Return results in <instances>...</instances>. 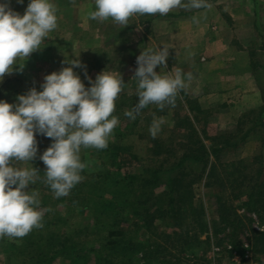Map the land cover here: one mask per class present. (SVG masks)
Segmentation results:
<instances>
[{
  "label": "rangeland",
  "instance_id": "1",
  "mask_svg": "<svg viewBox=\"0 0 264 264\" xmlns=\"http://www.w3.org/2000/svg\"><path fill=\"white\" fill-rule=\"evenodd\" d=\"M28 2L24 0L21 4L11 0L10 7L23 14ZM53 2L58 9L57 29L45 38L42 49L30 54L22 71L5 76L0 84V99L14 103L16 96L25 94L32 87L41 90L39 86L45 75L68 66L63 63L65 59L79 57L93 80L104 70L121 75L125 85L115 101L113 113L118 117L119 124L109 142L131 145V151L138 156V160L129 166V171L138 176L129 197L133 200L134 193H145L149 199L146 206L152 203L167 208V168L184 152L200 150L187 135L186 115L193 119L195 113L201 119L196 122L197 130L203 140V149L210 153L211 162H219L217 164L222 166L223 162L238 163L236 171L242 175L257 174L258 169L264 173V0H209L212 5L209 9H174L169 13L183 14L175 17L157 18L158 14L134 16L125 27L111 19L103 22L91 20L89 13L95 10L94 0ZM194 16L198 22H207V27L200 24L201 28L185 31L175 25L177 21H193ZM203 34L204 39L201 38ZM162 46L169 48V58L167 69L162 68L161 72L174 73L180 69L185 74L191 73L192 79L186 80V87L179 92L174 107L167 106L161 111L153 104L131 120L124 113L138 102L133 78L136 57L145 48L156 50ZM242 53L244 58L240 56ZM75 71L88 87L83 69ZM156 71H160L159 66ZM243 71L251 72L254 89L258 88L259 98L256 97V100L250 90L245 93L229 91L231 85L238 81L236 75L243 74ZM224 89L225 92L222 91ZM191 106H198L202 112L191 113ZM154 117L164 120L162 131L155 139L149 133ZM226 140L234 146H222ZM37 141L39 151L32 164L17 162L16 166L35 167L40 171L39 179L31 188L39 193L40 207L47 209L43 227L32 230L27 237L0 239V251L4 248V251L12 252L9 242L16 244L11 257L0 252V264H66L68 260L60 254L49 260L52 258L48 253L52 244L66 241L73 244L74 249H79L84 243L86 246L82 248L87 251L97 247L98 240L111 226V221L101 219V215L89 204L95 203L97 198L81 202L88 204L85 209L81 208L82 204L71 207L67 199L70 194L64 196L67 205L58 202L50 187L43 182L45 165L39 159L51 139L38 135ZM155 142L161 144L157 148L159 155L154 152ZM213 149L218 151L213 153ZM80 156L87 167L81 172L82 180L76 185L79 192L89 190L87 187L82 189V185L96 183V175L103 173L104 169L115 172V160L104 150L82 149ZM199 169L196 163H192L190 168H183L188 173L198 172ZM205 177L200 181L193 180L194 203L203 208L207 224L206 231L198 236L199 243L186 246L187 243L174 233L178 228L168 225L173 218L167 215L157 217L151 229L145 231L139 225V216L130 209L127 216L124 214L125 222L120 223L118 230L122 233L115 237L127 245V255L123 259L125 264H226L233 252L247 254L254 261L264 263V253L256 252L253 246L256 232H264V208L254 206L255 199L251 200L245 192H241L253 183H244L243 187H238L236 183L207 187L203 185ZM215 194L225 199L220 209L215 203ZM233 216L239 221L225 222V219L232 221ZM45 217H48L49 223L44 221ZM149 230L154 239L152 236L151 240L143 241V232ZM187 239L191 241L192 238ZM49 240L52 242L50 246ZM41 250L43 252L39 254ZM82 254L85 259L89 255L93 258V252L88 256L86 252Z\"/></svg>",
  "mask_w": 264,
  "mask_h": 264
},
{
  "label": "clouds",
  "instance_id": "2",
  "mask_svg": "<svg viewBox=\"0 0 264 264\" xmlns=\"http://www.w3.org/2000/svg\"><path fill=\"white\" fill-rule=\"evenodd\" d=\"M10 4L11 0H0V84L6 75L22 71L30 54L42 49L45 38L58 27V9L53 0H29L23 14ZM94 4L95 10L89 13L91 20L111 19L122 27L134 16H166L174 9L212 6L209 0H94ZM192 20L198 22L195 16ZM168 58L167 46L145 48L136 57L133 78L138 102L124 113L126 117L135 120L153 104L161 111L175 106L192 74L180 69L162 73ZM63 63L68 66L44 76L41 90L32 87L16 96L14 103L0 99V239L23 238L43 227L47 209L40 207L39 193L31 188L40 171L16 166L17 162L31 163L37 158L38 135L51 139L39 159L45 165L43 182L55 198H60L82 180L81 172L87 165L81 161V150L106 149L119 124L113 113L125 85L122 76L104 70L93 80L79 57ZM75 69H83L88 87ZM163 123V118H153L149 127L153 139L162 131Z\"/></svg>",
  "mask_w": 264,
  "mask_h": 264
},
{
  "label": "trees",
  "instance_id": "3",
  "mask_svg": "<svg viewBox=\"0 0 264 264\" xmlns=\"http://www.w3.org/2000/svg\"><path fill=\"white\" fill-rule=\"evenodd\" d=\"M126 99L128 100V97ZM199 109L198 106L189 107L191 113ZM194 114L192 116L193 119L189 117L190 115L185 116V130L188 132L187 135H189V139L192 140L193 144H198L200 150L198 151V149H195L194 151L190 149L187 153L184 152L178 160L170 163L167 168L169 172L167 173V208L163 209L162 206L153 205L152 203L146 206L149 199L148 196L142 192L139 194L134 193L133 200L130 199L129 194L132 192L134 180L138 179V176L129 171V166L133 165V163L138 160V156L131 151V145L110 141L108 147L103 150L109 154V157L115 160V172L112 173L111 170L104 169L103 173L96 175L98 176V178H96L97 181H94L96 183H84V185H82V189L83 187H87L89 190L86 191V189H84V191L79 192V188L75 186L73 187V191L71 189L69 193L70 197H67V199L70 201L71 207H77V205L82 204L81 208L85 209L88 204L83 205L81 202H89L92 198H97L95 203L89 204H92L91 206L97 210L101 215V219H109L111 221L110 228L112 226L113 228H109V231H107L104 237L98 240L97 247L88 248L87 251L82 248L86 246L84 243H81L82 247H79V249H74L72 246L73 244H68L66 241L59 240L56 241L54 245L51 240H49L48 246L52 244L51 251L48 252L52 258H49V260L54 259L57 254H60L59 256L68 260L66 264H125L123 259H125L127 255V245L122 243V239H116L115 237L119 233H122V231L118 229L120 223L125 222V216H127V213L129 214L130 209L139 216V225L144 227L145 231L151 229L152 223H154L155 219L159 216L167 215L169 218H173V221L168 222V225H173L176 229L178 228V231H174L176 236L184 240V242L187 243L186 246L195 244L198 242V236L206 231L207 224L203 218V208L194 203L193 188L195 183H193V180L195 179V181H198L199 179L200 181L204 175L206 177L203 185L207 187L214 184L216 187H222L224 183H236L238 187H243L244 183H253L252 185L249 184L250 187L241 192H245L251 200L255 199L253 201L254 206L264 208V178H262L264 173L262 169H258L257 174L242 175L236 171L238 163L223 162L222 166L221 164H217L219 162H211L210 153L206 151V149H203V140L199 136L197 130L196 122L198 121L199 123L201 119L197 118ZM226 141L227 142L222 146H234V143L228 140ZM159 146H161V144L155 142L156 150H154V152L157 153L156 155L160 154L159 149H157ZM217 151L218 150L213 149V153ZM190 162L200 166L198 172H184L183 168H190L192 164ZM189 175H191L190 178ZM98 181H100V183H98ZM221 196L222 195L215 194V203L218 204L219 209L225 202V199ZM65 198L66 197H60L57 200L65 204ZM43 205H46L45 201H43ZM176 217L178 218L176 219ZM234 217L236 216L231 217L233 219L232 221H230V219H225V222L234 223L235 221H239L238 217ZM44 221L49 223L48 217H45ZM145 231L143 232V234L145 233L143 241L151 240L152 236L154 239V235L150 230L148 232ZM27 236L28 235L25 237ZM187 237L192 238L191 241H188ZM27 242L29 243L30 241ZM9 243L10 248L14 251L16 244L12 241ZM253 246L256 252L264 253V232H256ZM41 248H43V246H41ZM104 249L106 251H104ZM4 250L3 248L0 252H4L8 257H11L14 253L13 251L7 252ZM42 250L39 251V254L43 252ZM83 252H86L87 256L88 253L93 252V258L89 255V257L85 259V256L82 254Z\"/></svg>",
  "mask_w": 264,
  "mask_h": 264
},
{
  "label": "crops",
  "instance_id": "4",
  "mask_svg": "<svg viewBox=\"0 0 264 264\" xmlns=\"http://www.w3.org/2000/svg\"><path fill=\"white\" fill-rule=\"evenodd\" d=\"M200 10H202V9H200ZM198 13V12H197ZM181 13H179V14H176V13H168L166 16H169V17H175V16H177V15H180ZM192 13H190L189 15H191ZM181 15H183V14H181ZM186 15V14H185ZM184 15V16H185ZM157 18H161L162 16H156ZM156 17L154 18V20L156 21ZM151 21V20H150ZM157 21H161V20H157ZM163 21H169V20H163ZM163 23V22H162ZM174 23V22H173ZM206 25V27H207V25H208V23L206 22L205 24L204 23H202V22H197V24L196 23H194L193 21H177V23L175 24L176 26H179L180 28H182L183 30H188V31H192V30H196V28H198L199 27V25ZM198 25V26H197ZM199 28H201V26L199 27ZM201 38H203L204 39V34L201 36ZM188 42H187V46H188ZM210 45V44H209ZM241 56V58H244V55H243V53L240 55ZM195 58V61H196V63L198 64L199 63V61H198V56H196V57H194ZM244 72V71H243ZM251 72L250 71H246V72H244L243 74H241V73H239V74H237L236 75V77L235 78H238V81L237 82H234V83H236V84H232L231 85V87H230V90L229 91H235V92H240V91H242V92H246V91H248V90H250L251 92H253V95H254V98H255V100H256V97H257V99L259 98V95H258V88H257V86H256V89H254V84H253V82H254V79H253V82H252V79H251ZM242 79H244V81H246V82H240L239 80H242ZM222 91H224L225 92V89L224 90H222ZM234 92V93H235ZM257 101H255L254 103H256Z\"/></svg>",
  "mask_w": 264,
  "mask_h": 264
},
{
  "label": "built area",
  "instance_id": "5",
  "mask_svg": "<svg viewBox=\"0 0 264 264\" xmlns=\"http://www.w3.org/2000/svg\"><path fill=\"white\" fill-rule=\"evenodd\" d=\"M228 248L230 250L231 246H229ZM226 264H262V263L261 261L259 262L258 260L254 261V259L247 254L238 255L236 252H233L232 257L228 260Z\"/></svg>",
  "mask_w": 264,
  "mask_h": 264
}]
</instances>
